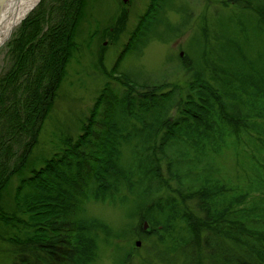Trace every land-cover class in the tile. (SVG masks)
Segmentation results:
<instances>
[{"label":"trees","instance_id":"trees-1","mask_svg":"<svg viewBox=\"0 0 264 264\" xmlns=\"http://www.w3.org/2000/svg\"><path fill=\"white\" fill-rule=\"evenodd\" d=\"M84 3L66 0L62 22L46 31L42 18L25 19L19 37L13 40L16 61L0 76V219H8L22 231V237L7 238L14 245L10 264H91L99 245L96 228L104 222L88 216L85 205L113 192L120 194L124 188L135 195L132 213L155 225L154 230H145V238L157 236L166 245L167 253L161 250L156 259H167L170 250L178 253L184 248L191 255L187 264H201L196 244L210 252L207 257L224 264H264V219L251 218V230L246 223L237 225L243 214L233 210V201L240 203L249 194L230 191L219 173L226 154L222 148L232 150L235 144L237 151H232L242 156L241 137H236L250 127L247 120L257 118L258 112L264 115V92L258 95L253 82L241 75L248 63L254 71L264 70V10L250 4L241 7L250 22L257 23L256 35L242 15L225 38L227 42L220 45L217 40L220 50L203 52L207 58L200 64L186 61L190 80L185 88L172 83L144 86L143 91L132 90L119 97L121 106L116 95H107L113 108L107 104L100 110L103 116L96 119L95 115L77 139L67 136L59 151L43 160L42 166L31 168L41 127L78 49L74 39L85 16ZM235 36H241L244 55L240 59L233 54L234 44L239 45ZM246 36L261 43H246ZM210 52L219 56L220 64L208 56ZM241 59L243 66L236 61ZM24 77L28 80L18 86ZM107 96L101 101L107 102ZM176 105L178 114L168 118ZM10 161L14 163L11 169ZM246 164L252 165L250 161ZM163 165L167 174H163ZM15 174L22 180L14 191L15 210L9 213L5 193ZM197 196L205 215H196L185 206L187 198ZM124 229L120 236L128 237L130 233ZM204 229L211 233L200 244ZM118 231L108 226L111 234L106 238ZM227 237L242 250L239 254L231 252ZM195 259L200 261L194 263ZM152 261L148 259L146 264Z\"/></svg>","mask_w":264,"mask_h":264},{"label":"rangeland","instance_id":"rangeland-1","mask_svg":"<svg viewBox=\"0 0 264 264\" xmlns=\"http://www.w3.org/2000/svg\"><path fill=\"white\" fill-rule=\"evenodd\" d=\"M65 1L39 0L27 15L15 23L8 37L0 43V76L8 73L16 61L12 45L13 40L21 33L22 22L29 17L38 16L42 18V30L46 31L52 25L62 22L63 13L66 12ZM84 4L85 16L78 25L74 39L78 49L68 63L67 75L57 92L53 109L46 116L47 119L41 127L39 142L33 149L30 160L31 168L42 166L43 160L59 151L61 143L67 136L77 139V136L84 132L85 127L93 122L95 115L96 119L103 116L100 110L104 111L107 104L113 108V100L108 102L107 95H116V101L120 104L119 97L132 90L143 91L144 86L172 83L185 88L190 80L185 66L186 61L195 65L196 61H199L200 64L207 58V54L203 52L208 49L220 50L217 40L220 45L227 42L225 38L229 36L242 15L247 27H251L255 34L257 23L250 22L247 15L242 13L241 7L250 4L256 10L261 12L264 10V0H85ZM235 28L239 31L242 29L241 26ZM233 38L239 44H234L233 54L240 59L244 55L242 41L239 40L241 36ZM244 40L251 44L261 43L258 39L251 41L247 36ZM39 51L40 49H37V54L40 53ZM208 56L219 63V56L215 57L211 52ZM250 56L253 57L252 54ZM249 60L251 62V59ZM236 61L243 66L240 62H244V59ZM243 67L245 68H240L242 77L250 80L249 83L253 82L259 90L256 92L258 95L264 92V70L254 71L249 63L248 67ZM27 80L28 78H22L18 81V86ZM260 88L263 91H260ZM2 89L1 86L0 94ZM4 94L9 97L11 95L9 91H5ZM103 96H107L105 99L107 102L101 101ZM259 107H263L261 102ZM178 110L177 105L171 108L168 118L176 116ZM261 111H264V108ZM154 113L155 111L152 114ZM257 116L247 120V124H251L250 127L236 137V140L241 137L242 156L232 151H237L238 147L235 144L231 145L232 150L229 147L222 148L226 154L222 155V170L219 172L227 180L226 184L230 186V191H236L238 195L242 192L249 194L240 203L233 201V210L237 215H246L244 217L242 215L237 225L246 223L248 230L252 229V226H249L251 218H256L258 221L264 219V168L259 166H264V115L258 112ZM133 121L140 126L139 122ZM2 123L3 121L0 122V126ZM236 158L241 161L238 162ZM255 159L257 166L253 164ZM248 161L252 165L246 164ZM0 162L3 163L2 157ZM14 163L10 161L8 168H13ZM166 172L167 168L164 166L163 174H167ZM14 177L9 192L5 193V205L9 213L15 210L14 191L22 180L18 174ZM175 185L172 181V186ZM133 198L135 195L124 188L120 194L113 192L111 196H106V199L94 198L86 203L85 210L88 216L104 222L96 228L99 230V239H97L99 245L91 264H125L127 261L130 264H146L148 259H153V264L189 263L191 255L188 254V257V252H184L187 251L184 248L178 253L170 250L167 259H156V255L160 252L167 253L166 245L158 241L157 236L145 238V230H154L155 225L147 219L142 222L139 213H132L135 206ZM199 203H201L199 196L191 197L187 198L185 206L196 215H205ZM5 221L0 219V264H10L13 259L14 245L7 238L22 237V231L18 227L11 226ZM146 222L147 227H145ZM108 226L112 230L119 229L118 235L106 238L111 234L107 232ZM124 227L130 233L128 237L120 236ZM140 227L142 230L139 229ZM210 233L211 231L207 229L201 232L200 244L205 243V238L209 237ZM196 240L198 239L194 238L193 241ZM227 244L233 246L231 252L234 255L242 251L234 247L235 243L230 237H227ZM193 245L197 250L196 255H199L197 258L202 260L201 264L225 263L207 257V254H210L207 249H198V245ZM200 260L195 259L194 263Z\"/></svg>","mask_w":264,"mask_h":264},{"label":"bare ground","instance_id":"bare-ground-1","mask_svg":"<svg viewBox=\"0 0 264 264\" xmlns=\"http://www.w3.org/2000/svg\"><path fill=\"white\" fill-rule=\"evenodd\" d=\"M38 2L39 0H7L0 6V43L8 37L15 23L27 15Z\"/></svg>","mask_w":264,"mask_h":264},{"label":"water","instance_id":"water-1","mask_svg":"<svg viewBox=\"0 0 264 264\" xmlns=\"http://www.w3.org/2000/svg\"><path fill=\"white\" fill-rule=\"evenodd\" d=\"M4 2H7V0H0V6L4 3ZM39 3V2H38ZM145 227H147V222L145 223ZM144 227V228H145Z\"/></svg>","mask_w":264,"mask_h":264}]
</instances>
